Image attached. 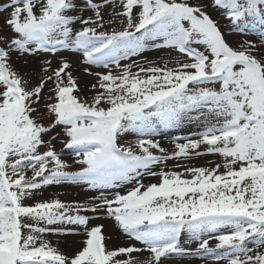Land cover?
Returning <instances> with one entry per match:
<instances>
[{
	"label": "snow or ice",
	"instance_id": "6c2138e0",
	"mask_svg": "<svg viewBox=\"0 0 264 264\" xmlns=\"http://www.w3.org/2000/svg\"><path fill=\"white\" fill-rule=\"evenodd\" d=\"M209 256L264 264V0H0V264Z\"/></svg>",
	"mask_w": 264,
	"mask_h": 264
},
{
	"label": "rangeland",
	"instance_id": "374dc122",
	"mask_svg": "<svg viewBox=\"0 0 264 264\" xmlns=\"http://www.w3.org/2000/svg\"><path fill=\"white\" fill-rule=\"evenodd\" d=\"M86 16L90 15V12H85L84 13ZM250 39L254 38V37H249ZM240 37L239 36H235V37H231L230 38V42H232L233 40H239ZM147 57L149 60H157L158 63L163 64V61L165 59H172L173 56H176V53H172V55L170 56L167 50H160V51H153V52H148L146 53ZM73 60L74 64L79 65V60L77 57H70ZM57 65V61L55 59H53V67H55ZM170 67L173 65H169ZM34 68H36V71L38 73L39 69L38 67L34 64L33 65ZM83 66L81 65L79 68V71L74 73L76 75H78L80 77L79 83L81 84V87H84L86 85H90L91 83H94V78L90 77V76H86L83 73ZM94 71H102V69H93ZM38 79V75L35 76L33 78V82H35V80ZM199 129L197 128L196 125H189L186 124L184 125L182 128L180 129H176V130H167L165 132V134L160 138L161 139V144L163 147L169 149L170 151L174 150V145L172 143H170V139L175 136V135H188L190 132H196ZM129 139H132L133 137H128ZM59 145H57V149H59ZM64 159L68 160L70 163L72 162V157L71 156H65ZM210 161H216L218 162V158L214 157V156H204V157H200V158H196L192 161H190L189 163L192 166H206V167H213L214 164H210ZM173 162L169 161V165H171ZM78 166L74 165V169L77 168ZM175 171H181V169L176 168L173 169ZM149 182H158L157 179L155 178H151L150 180H146L145 183H149ZM93 195V193H89V192H85L83 191L81 188L79 187H75V186H69V185H63V186H51L48 189L43 190V195L42 196H37L36 200H50V199H55L58 198L61 201L64 202H71V201H84L87 200L89 196ZM34 201H26V203H33ZM46 239L50 240L53 246H59L61 251H67L65 250V245H67L68 243L71 242H76L78 241L79 238L77 237H67V238H63V237H56L54 235H49L46 237ZM124 243L123 240H118L115 241L114 245L112 246H116L119 244ZM210 246L215 248V245L217 243L216 240L212 239L209 241ZM192 248L195 249L196 245L193 244ZM168 264H213V260L212 257H207L206 259H198V258H190V259H183V260H171L168 262ZM221 264H223V262H221Z\"/></svg>",
	"mask_w": 264,
	"mask_h": 264
},
{
	"label": "bare ground",
	"instance_id": "6f19581e",
	"mask_svg": "<svg viewBox=\"0 0 264 264\" xmlns=\"http://www.w3.org/2000/svg\"><path fill=\"white\" fill-rule=\"evenodd\" d=\"M77 244V241L76 242H71V243H68L67 245H65V250L67 251H71Z\"/></svg>",
	"mask_w": 264,
	"mask_h": 264
}]
</instances>
